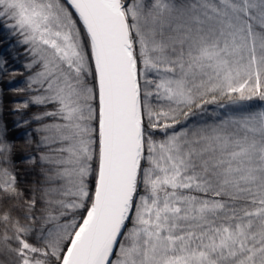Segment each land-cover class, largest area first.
<instances>
[{
	"label": "snow or ice",
	"instance_id": "6c2138e0",
	"mask_svg": "<svg viewBox=\"0 0 264 264\" xmlns=\"http://www.w3.org/2000/svg\"><path fill=\"white\" fill-rule=\"evenodd\" d=\"M0 40L44 106L30 155L0 119V264H264V0H0Z\"/></svg>",
	"mask_w": 264,
	"mask_h": 264
},
{
	"label": "trees",
	"instance_id": "16d2710c",
	"mask_svg": "<svg viewBox=\"0 0 264 264\" xmlns=\"http://www.w3.org/2000/svg\"><path fill=\"white\" fill-rule=\"evenodd\" d=\"M15 38H12L14 43ZM0 55H2L7 61L4 65L0 66V119L3 120L10 128L9 137H15L17 156L30 155L33 154L32 148L34 146H29L25 143L21 133L23 128L16 130L12 129V125L15 121L23 120L25 117L30 118L34 114H42L44 111V106L29 105L28 109L17 110V104L25 102L29 98V93L32 92L28 89L29 76L32 74L26 65L30 62L31 57H29L24 52V46L19 49L15 47H9L8 41L0 40ZM3 69H7L4 71ZM37 86L33 85V89ZM18 89H23L20 91ZM37 94V93H32ZM224 107H219L215 104L205 105L208 110L207 113H200L199 111L189 117V121L199 120L203 115L204 118L215 120L217 117L214 112L220 113L221 115L228 114L231 116L240 115L236 109L239 107L238 104H232L228 101L221 102ZM240 104H259L264 102H259L257 100L243 101ZM48 110H53L51 105H48ZM49 123H51L50 118H45ZM39 122L33 121L27 125L30 129H35L40 127ZM179 127V125L177 126ZM38 139V137H37ZM39 154V153H37ZM21 169H30L31 165L22 164L19 166ZM32 179V177H29Z\"/></svg>",
	"mask_w": 264,
	"mask_h": 264
}]
</instances>
